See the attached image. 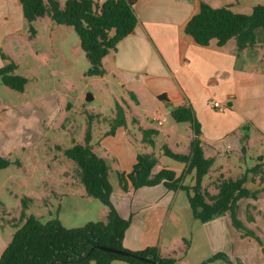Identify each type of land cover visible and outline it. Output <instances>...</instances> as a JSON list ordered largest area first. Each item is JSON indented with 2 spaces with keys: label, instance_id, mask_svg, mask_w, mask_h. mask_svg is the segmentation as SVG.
Instances as JSON below:
<instances>
[{
  "label": "crops",
  "instance_id": "1",
  "mask_svg": "<svg viewBox=\"0 0 264 264\" xmlns=\"http://www.w3.org/2000/svg\"><path fill=\"white\" fill-rule=\"evenodd\" d=\"M59 1L63 3L65 0ZM200 1L212 7L228 6L240 13H248L252 5L264 3V0H135L133 11L137 19L136 24L131 32L116 43L110 61L107 55L103 59L105 74L102 76L108 73L115 75L118 84L125 88L136 106L142 101L140 96L155 101L156 105L152 111L158 112L150 111L145 116V128L153 129L156 136H161V145H166L169 139L174 149H187L183 154L188 152L191 139L189 135L192 137V132L188 126L187 145L182 146L180 139L175 135L177 123L168 119L166 103L155 97L163 93L168 105H189L200 124L198 138L203 156L213 158V167L216 160L219 166L221 164L217 159L221 153L216 157L214 152L222 150L226 145H231L234 151H241L242 145V159L247 151L253 149V144H262L264 139V132L256 127L258 125L262 128V118L258 119L259 124L253 121V116H264V30L255 28L257 44L239 53L234 52L232 41H227L222 47H216L212 41L206 46L197 45L191 37L181 31V27L197 10ZM37 23L42 27V38L46 45H51V40L58 36L64 39L66 33L71 32L69 26L56 24L46 15L32 22L35 33L30 34L20 1L0 0V59L2 60L3 52L13 60L3 48L13 38L25 35L27 39L31 36L32 39H37L40 29ZM214 100L218 101V107L212 106L211 102ZM24 107L19 104L10 107L0 99V156L9 158L29 147L28 117L24 115ZM152 114L163 115L166 118L163 126L169 123L170 128L166 127L167 131L161 132L149 121ZM132 117L134 124L139 126L138 115ZM108 129L109 127L98 129L96 141H93L91 134L89 144L98 156L106 160L110 174L115 171V164L118 166L117 171L127 172L135 162L139 150L129 141L126 125L116 127L113 134H108ZM78 142L83 143L84 139ZM141 153H152L154 156L153 152L144 146ZM258 155L264 160V152L261 149L251 150L249 157L253 161L252 164ZM156 164L152 167L153 172L163 167L154 169ZM178 164L179 167L174 170L172 166L164 167L172 168L178 175L183 167L181 163ZM253 185L248 186L247 181L244 183L249 190L258 188L257 184ZM179 191L168 190L162 184L132 189L127 182V189L123 192L131 196V201L117 203L112 195L110 196L117 213L129 220L122 239L126 249L139 250L156 245L159 254L173 258L174 264H190L184 263L182 259L185 256L181 252L182 245L178 247L179 252H176L165 244L162 246L156 239L162 217L175 209H182L186 226L199 223L208 229L206 239H203L206 245L205 257L193 259L191 264L200 263L218 249H223L226 254L236 257L243 264H264V192L257 194L255 199H243L237 208L238 219L255 233L259 239L258 243L254 238L243 236L235 230L227 214L201 223L192 216L187 201L182 207L175 204ZM115 194H118L117 189ZM247 204L254 207L249 211L251 221L245 218ZM105 217L106 212L101 220ZM5 220L12 226L10 219ZM217 226L224 229L227 237H224V232L218 238L217 235L209 233L210 228H215L216 231ZM13 232L11 228L5 232L4 225L0 223V255L11 240ZM216 241L217 249L214 246ZM193 242L195 240L191 238L188 247H191ZM187 245L184 244L183 247ZM211 264L227 263L215 261Z\"/></svg>",
  "mask_w": 264,
  "mask_h": 264
},
{
  "label": "trees",
  "instance_id": "2",
  "mask_svg": "<svg viewBox=\"0 0 264 264\" xmlns=\"http://www.w3.org/2000/svg\"><path fill=\"white\" fill-rule=\"evenodd\" d=\"M19 1L30 34L35 33L32 22L46 15L54 23L71 26L75 30L89 62L85 72L87 76L105 74L103 59L109 52H115L116 43L131 32L137 21L133 11L135 0H65L63 3L59 0ZM257 27L264 30V3L252 5L248 13H240L228 6L212 7L200 1L197 10L182 24L181 31L200 46H206L212 41L216 47H222L227 41H232L234 52L239 53L257 44L254 35ZM1 58L4 61L0 67L1 82L16 91H24L27 78L15 73L16 63L9 56L1 52ZM155 98L168 102L163 93L157 94ZM166 108L170 121L186 123L192 132L185 154L173 152L164 145L160 147L162 155L183 165L180 173L176 175L172 169L164 166L153 172L156 159L152 153L137 152L129 171L115 172L121 190L127 189V182L132 189L162 184L168 190H182L195 219L205 222L227 214L235 230L259 243L255 233L238 219L237 207L242 199H255L257 194L264 191L262 156H256L254 163L244 168L239 176L219 173L213 184L214 190L208 191L203 182L208 178L213 158L203 156L198 138L200 124L193 110L187 104L172 106L166 103ZM131 122L135 123L133 117ZM109 125L108 134H113L116 127L126 125L125 110L118 104H115V115ZM141 133L143 140L151 144V136L156 131L145 128L141 129ZM89 141L90 132L87 131L84 142L74 141L64 149V155L74 162L86 195L98 199L106 207L105 219L88 221L79 227H67L56 217L41 220L23 209L20 222L13 224L15 230L11 240L0 255V264H113L114 261L128 264H174V259L161 256L156 246H146L139 250H129L123 246V234L129 220L117 213L110 198V168L106 160L93 151ZM12 164L19 162L0 156V171ZM184 174H190L191 184L183 183ZM254 177L258 179V188L249 190L244 183L254 180ZM27 200L30 199H21L23 208L27 207ZM253 208L251 205L245 208L248 221L252 220L249 211ZM98 246L113 247L125 254L108 252ZM262 252L264 254V248ZM215 261L243 264L224 252H216L198 264H211Z\"/></svg>",
  "mask_w": 264,
  "mask_h": 264
},
{
  "label": "rangeland",
  "instance_id": "3",
  "mask_svg": "<svg viewBox=\"0 0 264 264\" xmlns=\"http://www.w3.org/2000/svg\"><path fill=\"white\" fill-rule=\"evenodd\" d=\"M36 25L40 27L37 39H32V36L27 39L25 35H21L3 46L4 51L17 64L15 73L26 77L27 82L24 91L20 92L9 88L0 80V99L10 107L17 104L25 106L23 111L25 117H28L27 147L29 146L22 153L9 157L19 164H12L0 172V223L4 225L5 232L10 228L15 230L13 224L20 222L23 209L41 220L56 217L67 227H79L88 221L102 219L107 212L106 207L98 199L84 193L75 164L64 155V149L74 141L83 140L87 131L92 134L93 141H96L98 129L110 127V121L115 115V104L125 110L129 141L139 152L143 146L153 152L157 161L154 169L166 165L172 166L173 170L179 167L178 163L161 154V136H151V144L143 140L141 129H145V116L153 110L155 101L140 96L142 101L136 106L125 88L118 84L115 75L108 73L102 77L87 76L85 72L89 62L79 45L78 35L71 26V32L66 33L64 39L58 36L51 40V45H46L42 38V27L39 23ZM111 55L109 52L106 56L109 61ZM1 64L4 61L0 59ZM89 93L93 98L87 101L85 98ZM133 115H138L140 127L131 122ZM261 118L264 122V116H253V121L259 124L258 119ZM157 127L165 132L170 124ZM256 127L264 132V123L262 128L258 125ZM187 128L186 123L177 124L175 135L182 146L187 145ZM166 142L164 146L173 152L187 151L181 150L182 147L174 149L169 139ZM227 146V149L214 152L216 157L221 153L217 157L221 164L219 166L216 160L209 170L208 178L203 182L208 191L214 190L213 184L219 173L236 177L250 166L253 162L249 157L251 150L261 149L264 152V139L262 144H253V149L247 151L242 159L243 150L234 151L231 145ZM117 170L118 166L115 164V171ZM115 171L109 177L113 193L111 195L117 203L129 202L132 198L119 188ZM189 178L190 174H184L183 183L189 184ZM253 179L247 180L248 186L259 185L257 177ZM115 189L118 194H115ZM24 197L30 199L27 200L26 208L21 204ZM186 201V194L180 190L175 197V204L182 207ZM5 219H10L12 226ZM184 220L182 209H175L164 215L157 228L156 239L162 246L165 244L176 252H179L178 247L182 245L181 252L185 254L182 259L184 263L191 264L193 259L205 257L206 245L203 239H206L208 229L199 223L186 226ZM214 229L210 228L209 233L217 235V238L222 232L225 233L218 226L216 231ZM224 237H227L226 233ZM191 238L195 242L188 247ZM184 244L187 247H183ZM214 246L215 249L218 248V241ZM222 251L223 249H218L215 253ZM113 264L128 263L115 261Z\"/></svg>",
  "mask_w": 264,
  "mask_h": 264
},
{
  "label": "built area",
  "instance_id": "4",
  "mask_svg": "<svg viewBox=\"0 0 264 264\" xmlns=\"http://www.w3.org/2000/svg\"><path fill=\"white\" fill-rule=\"evenodd\" d=\"M211 104H212L213 107H218L219 106V103L216 100L212 101ZM150 121L155 126H159V125H162L166 121V118L163 115L152 114V116L150 117ZM227 147L228 146L226 145L224 148L227 149Z\"/></svg>",
  "mask_w": 264,
  "mask_h": 264
},
{
  "label": "water",
  "instance_id": "5",
  "mask_svg": "<svg viewBox=\"0 0 264 264\" xmlns=\"http://www.w3.org/2000/svg\"><path fill=\"white\" fill-rule=\"evenodd\" d=\"M93 98L92 94H87L86 95V100L89 101ZM168 103V102H166ZM100 249L102 250H105V251H108V252H112V253H115V254H125V252L121 251V250H118V249H115L113 247H109V246H98Z\"/></svg>",
  "mask_w": 264,
  "mask_h": 264
}]
</instances>
